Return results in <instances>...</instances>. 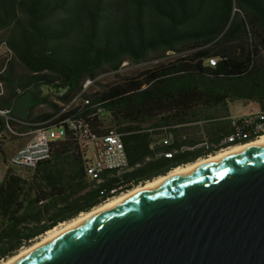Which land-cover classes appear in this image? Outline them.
Wrapping results in <instances>:
<instances>
[{
    "label": "trees",
    "instance_id": "trees-1",
    "mask_svg": "<svg viewBox=\"0 0 264 264\" xmlns=\"http://www.w3.org/2000/svg\"><path fill=\"white\" fill-rule=\"evenodd\" d=\"M0 45L12 57L0 72V109L11 110L15 99L33 92L22 122L12 121L11 129L27 132L45 122L64 130L33 169L7 165L0 179V259L105 201L101 189L122 180L128 190L184 163L179 148L197 142L182 138L183 124L225 113L227 101L264 110V0H0ZM168 51L180 55L99 91H82L86 79L125 60ZM42 86L47 93L39 95ZM78 94L89 103L69 105ZM42 103L51 111L34 114ZM73 121L90 134L121 132L128 170L90 180L88 134L71 129ZM0 132L1 139L17 136L1 119ZM162 132L171 134L170 144L155 142Z\"/></svg>",
    "mask_w": 264,
    "mask_h": 264
},
{
    "label": "water",
    "instance_id": "water-1",
    "mask_svg": "<svg viewBox=\"0 0 264 264\" xmlns=\"http://www.w3.org/2000/svg\"><path fill=\"white\" fill-rule=\"evenodd\" d=\"M6 264H264V141L121 197Z\"/></svg>",
    "mask_w": 264,
    "mask_h": 264
},
{
    "label": "built area",
    "instance_id": "built-area-1",
    "mask_svg": "<svg viewBox=\"0 0 264 264\" xmlns=\"http://www.w3.org/2000/svg\"><path fill=\"white\" fill-rule=\"evenodd\" d=\"M208 63L210 65L215 64V58H209ZM89 79L87 87L95 81ZM86 104V99L82 98V94L79 98H73L69 103L77 104L80 101ZM0 119L4 122L6 128L17 136L28 135V139L23 145L16 150V152L8 160V164L11 167L33 169L39 162L46 159L49 156L51 142L63 138L64 130L61 127L46 126L45 124L36 123L35 127L29 132H15L11 129L10 123L12 121L20 122L15 119L11 110L0 109ZM226 123V132H221L220 137L213 140V136L203 135V139L200 143L209 154L229 147L230 145L239 144L259 137L264 133V110L249 111L246 114L240 116L227 115L222 119ZM81 126L83 133L88 134L86 141L87 153L91 150V157L87 156L88 160L85 172L90 180H95L97 183L104 180L103 174L108 172L110 176H119L126 170H128V158L122 141V133L113 129L107 133L100 135L90 134L85 126L81 122H69V127L75 129ZM2 133L0 132V141L2 140ZM172 138H164L161 144H170ZM166 152L164 156L171 157L172 153ZM128 182L120 180L115 183V186L109 190L101 189L100 195H106V199L113 197L116 193H121Z\"/></svg>",
    "mask_w": 264,
    "mask_h": 264
},
{
    "label": "rangeland",
    "instance_id": "rangeland-1",
    "mask_svg": "<svg viewBox=\"0 0 264 264\" xmlns=\"http://www.w3.org/2000/svg\"><path fill=\"white\" fill-rule=\"evenodd\" d=\"M6 53H7V51H6L5 46L0 45V57H2V58H0V72L3 71L4 65L6 64V62L9 59H12L11 55L9 53H8V55H6ZM179 55H180V53H174V52L168 51V52H165L164 55H160V56L151 55L146 60H143V61L138 62V63H133V62H130L128 60H125L121 63L119 69H117L115 71L106 70V71L101 72L99 75H97L95 81L87 87L86 92L99 91L102 89V86H104V85L118 83L125 76L137 75L139 72H141L143 70H146L148 68H152V67L158 65L159 63L174 59L175 57H177ZM14 64H15V67H16L18 72L24 71L23 66L20 65L17 61H14ZM0 87H1V84H0ZM45 93H47V89L43 86L40 87V94L39 95L45 94ZM32 97H33V92L30 91V92H25L22 96H20L19 98L14 100L12 106L14 108V112L16 115L25 116L27 109H28L29 105L31 104ZM49 99L55 100L53 95H51L49 97ZM226 106L228 108L227 112L231 116H240V115L246 114L247 112H249L251 110H253V111L258 110V105L254 102H251V101H241V100H239V101L238 100L237 101H227ZM65 108H67V107H65ZM50 111H51V108L49 107V105L47 103L38 104L33 109L34 114H38L41 112H50ZM25 137H27V136L13 137L12 140L18 142L17 143L18 144L17 149L22 145ZM162 137H163V134H161V133L156 135V139H161ZM87 156L91 157V150L87 153ZM12 169L16 172H21V173L22 172L23 173L29 172V170L25 169V168L12 167ZM4 171H5V162H4V158L2 157V155L0 153V177L2 176ZM31 242H29V243H31ZM28 244H26V245H28Z\"/></svg>",
    "mask_w": 264,
    "mask_h": 264
},
{
    "label": "bare ground",
    "instance_id": "bare-ground-1",
    "mask_svg": "<svg viewBox=\"0 0 264 264\" xmlns=\"http://www.w3.org/2000/svg\"><path fill=\"white\" fill-rule=\"evenodd\" d=\"M88 84H89V79H86L85 82L83 83L82 91L85 90V87ZM79 95L80 94H78L75 98L79 97ZM88 103H89V100L86 99V104H88ZM44 123L45 122H41L40 124H44ZM260 141H264V133L261 134L259 137L254 138L252 140H249L247 142L230 145L229 147H226L224 149H221L219 151L211 153V154H209L207 156L199 157V158L195 159L192 162H187L185 164H180L178 166H175V167L171 168L165 174L158 175V176H156V177H154V178H152L150 180H146L143 183H139L136 186L132 187L131 189H128L126 191L118 193L117 195H114L113 197H110L109 199L101 202L100 204L90 208L87 211L80 212L79 214H77L76 216H74L73 218H71L69 220L62 221V222L56 224L55 226H53L49 230L45 231L43 234L37 236L28 245H24V246L20 247L12 255L7 256L6 258L0 259V264H6V263L10 262L12 259L16 258L18 255H20V254L24 253L25 251L31 249L32 247H35V246L39 245L47 237H50L54 233L60 231L61 229L65 228V227H67L69 225H72L75 222H78V221L82 220L89 213L94 212L97 209L103 208V207L107 206L108 204H111L113 201H115V200H117V199H119L121 197L128 196V195H130V194H132V193H134L136 191H139V190L145 189V188H147L149 186H152V185H154L157 182L165 180V179L169 178L170 176H172V175H174L176 173L182 172L184 170H187V169L193 167L194 165L200 164L201 162H205V161H208V160H211V159H216L217 157H221V156H223V155H225L227 153H230V152H232L234 150H237V149L242 148V147H247V146H249L251 144H254V143L260 142Z\"/></svg>",
    "mask_w": 264,
    "mask_h": 264
},
{
    "label": "crops",
    "instance_id": "crops-1",
    "mask_svg": "<svg viewBox=\"0 0 264 264\" xmlns=\"http://www.w3.org/2000/svg\"><path fill=\"white\" fill-rule=\"evenodd\" d=\"M227 110H228V108H227ZM11 114L15 119L22 122V119L24 116L16 115L14 112L13 106L11 107ZM227 115H230L227 111L225 113H222V111L221 112L213 111L209 116H206L204 118H198L194 121L183 124L182 125V138L193 139V140H196V142H201L203 139V135L205 134V135H208L210 137L213 136V140L217 141V139L221 135L220 133L226 132V128H227L226 123L222 119L224 117H226ZM34 124H36V123H33V125ZM31 130H29L25 133H29ZM161 134H163V137L161 139H156V136H155V139H156L155 142H157V144H159V145H161V142L164 138H170L171 137V134H169V133H168V135L163 133V132ZM24 136H27L24 138V142H25L28 139V135H24ZM17 143H18L17 141H13L12 139H2L0 141V153H1L2 157L4 158L5 170H6L7 165L9 166L8 160L17 150V146H18ZM23 143H22V145H23ZM190 146H193V145H190ZM3 174H2V176H3ZM1 177H0V179H1Z\"/></svg>",
    "mask_w": 264,
    "mask_h": 264
},
{
    "label": "flooded vegetation",
    "instance_id": "flooded-vegetation-1",
    "mask_svg": "<svg viewBox=\"0 0 264 264\" xmlns=\"http://www.w3.org/2000/svg\"><path fill=\"white\" fill-rule=\"evenodd\" d=\"M200 143L201 142H197L193 146L182 145L179 148L180 152L184 153V156H181V160L185 161L184 163L192 162L199 157L208 155L209 152L205 150V148L200 145Z\"/></svg>",
    "mask_w": 264,
    "mask_h": 264
}]
</instances>
